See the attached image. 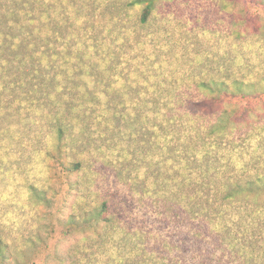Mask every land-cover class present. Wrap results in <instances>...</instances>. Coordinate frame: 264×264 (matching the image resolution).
Masks as SVG:
<instances>
[{"label":"rangeland","instance_id":"rangeland-1","mask_svg":"<svg viewBox=\"0 0 264 264\" xmlns=\"http://www.w3.org/2000/svg\"><path fill=\"white\" fill-rule=\"evenodd\" d=\"M129 2L0 0V238L31 264H239L192 217L196 206L175 205L182 186L198 190L203 176L179 164L186 154L177 147L191 145L184 135L160 127L179 117L169 103L176 94L190 102L180 128L195 136L228 109L235 134L203 165L217 166V179L229 161L247 169L234 175L256 173L264 1L164 0L146 24L143 6ZM227 71L230 83L262 91L216 97L196 88ZM105 203L113 224L104 241L83 212Z\"/></svg>","mask_w":264,"mask_h":264},{"label":"trees","instance_id":"trees-1","mask_svg":"<svg viewBox=\"0 0 264 264\" xmlns=\"http://www.w3.org/2000/svg\"><path fill=\"white\" fill-rule=\"evenodd\" d=\"M163 1L131 0L128 6L131 8L137 5L143 6L141 23L146 24L150 22L153 13ZM245 22L246 25L241 27L240 32L242 31L241 33L248 35L250 21L246 19ZM226 75L224 79L215 78L214 76L204 79L197 84L196 88L203 93H209L216 97L228 94L232 89L243 95L262 91V84H246L239 80L230 83L229 71ZM175 97L177 98H173V101H169V103L178 105L179 117H171L168 121H163L160 129L165 135L168 133L167 130L169 129H166V127L169 125L173 129L171 131H173L176 138L181 140V136L184 135L187 143L191 145L185 148L177 147L180 157L186 154L179 161V164H186L185 169H190L191 172L195 171L203 176L198 190H185L184 185L182 186V190L179 192L184 194H176L179 201L175 205L181 208L184 207V209L186 206L189 208L196 206L197 210L191 211L192 217L210 224L215 236L222 243L225 251L232 255V260L235 263L264 264V163L256 164V167L253 168L256 173L253 175H234L233 173L237 169L242 172L247 169L241 168L243 164L238 166L229 161L225 166V174L222 175L221 179L215 178L214 174L211 173L216 170L217 166L213 168L208 164L203 165V162L208 160L209 163H213L212 158L218 156L220 147L234 136V128L237 122L233 112L224 109L217 113L213 121L208 120L206 122L202 120L199 128L202 133L195 136L180 128L186 120L184 117L191 114L186 110L188 103L190 107V102L183 100L182 94H176ZM60 136L63 138V131H60ZM188 140H191V143ZM64 164L65 166L68 165V173L79 171L81 167V163L64 162ZM178 168L180 169V165ZM220 170L221 168L218 171ZM188 178H183L182 183L184 184ZM39 193L42 192L36 190L37 196L44 199V196L39 195ZM164 201L167 203L166 199ZM107 207L105 203L92 212L88 210L83 212L84 223H94L98 239L101 238L104 241L106 239L103 238V231L110 227V223L113 224L112 218L110 219L107 215ZM76 219V215H73L71 218L72 223H76ZM29 242L33 243L31 240ZM10 253V244L0 238V264H7L8 262L10 264H31V261L24 257L23 250L16 251L15 256ZM171 264L175 263L172 262Z\"/></svg>","mask_w":264,"mask_h":264}]
</instances>
